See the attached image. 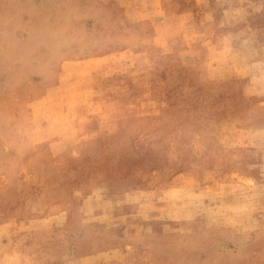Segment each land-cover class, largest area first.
Segmentation results:
<instances>
[{
	"label": "rangeland",
	"instance_id": "374dc122",
	"mask_svg": "<svg viewBox=\"0 0 264 264\" xmlns=\"http://www.w3.org/2000/svg\"><path fill=\"white\" fill-rule=\"evenodd\" d=\"M0 264H264V0H0Z\"/></svg>",
	"mask_w": 264,
	"mask_h": 264
}]
</instances>
